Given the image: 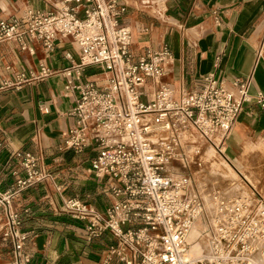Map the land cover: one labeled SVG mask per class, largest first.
Instances as JSON below:
<instances>
[{"label":"built area","instance_id":"obj_1","mask_svg":"<svg viewBox=\"0 0 264 264\" xmlns=\"http://www.w3.org/2000/svg\"><path fill=\"white\" fill-rule=\"evenodd\" d=\"M45 1L48 11L28 8L21 17L0 20V43L15 41L34 53L28 41L53 51L69 40L79 63L65 51L70 66L54 71L41 61L29 75L19 72L15 81H4L0 92L56 72L66 77L67 93L77 92L70 111L76 123L64 133V144L94 153L88 171L111 180L103 191L113 200L103 213L79 197L64 196L65 213L84 222L90 238L106 231L117 238L105 253L106 264L115 258L124 264H264L262 193L247 183L248 194L220 201L212 217L194 189L206 145L232 163L225 147L230 134L247 104L264 109L263 92L253 94L250 79L243 77L229 86L215 72L203 76L198 87L177 91L162 80L174 58L168 45L140 56L131 50L132 30L123 21L126 3ZM89 67L103 79L88 76ZM14 156L22 159L25 176L0 190V230L13 245L9 264H29L28 234L13 201L51 174L39 168L30 151L17 150ZM195 229L199 232L190 241ZM205 238L207 251L194 254L192 247Z\"/></svg>","mask_w":264,"mask_h":264},{"label":"crops","instance_id":"obj_2","mask_svg":"<svg viewBox=\"0 0 264 264\" xmlns=\"http://www.w3.org/2000/svg\"><path fill=\"white\" fill-rule=\"evenodd\" d=\"M121 1L128 6L123 21L132 30L131 50L136 56L164 45L171 48L174 58L163 83L177 91L194 89L203 76L215 72L229 86L235 77L248 78L251 92L264 94V0ZM28 8L48 11L51 5L45 0H0V20L21 17ZM28 45L34 53L15 41L0 43V86L15 81L19 72L29 75L38 70L41 61L54 71L70 66L65 51L73 52L79 63L69 40L60 41L53 51L35 40ZM86 73L103 79L96 68L89 67ZM66 82L56 72L0 92V190H9L25 176L22 159L14 153H33L51 178L19 191L13 201L23 216L21 230L28 234L29 264H106L105 253L117 238L109 231L90 238L84 222L65 213L64 196L79 197L103 213L113 200L103 191L111 180L88 171L94 153L65 147L64 133L76 123L70 111L77 97V92L65 91ZM260 140L264 109L250 103L235 124L226 152L234 154V149L240 154L245 145ZM239 154L235 159L242 166ZM234 187L243 190L236 182ZM1 223L0 213V228ZM12 258L13 245L0 230V264H9ZM110 264L124 263L115 258Z\"/></svg>","mask_w":264,"mask_h":264},{"label":"rangeland","instance_id":"obj_3","mask_svg":"<svg viewBox=\"0 0 264 264\" xmlns=\"http://www.w3.org/2000/svg\"><path fill=\"white\" fill-rule=\"evenodd\" d=\"M245 146L248 147H244L240 154L234 149V154L229 153V149L226 152L231 157L234 168L240 172L234 171L231 165L224 162V159L218 153L217 155L214 154L212 148H207L208 157L203 168L199 173H196L194 189L199 193L203 191L208 212L212 217L217 211V204L222 201L223 196L226 194L224 197L226 198L227 193L235 188H231L235 182L242 187L241 194L250 191L247 183H251L264 196V140L256 141L255 145L247 144ZM238 154L242 166L235 159ZM206 189H210L216 194L208 193Z\"/></svg>","mask_w":264,"mask_h":264},{"label":"bare ground","instance_id":"obj_4","mask_svg":"<svg viewBox=\"0 0 264 264\" xmlns=\"http://www.w3.org/2000/svg\"><path fill=\"white\" fill-rule=\"evenodd\" d=\"M233 131H234V128H233V130H232V132H231V134L233 133ZM231 134H230V136H231ZM207 148L209 149V148H212L213 150H214V154H216L217 155V151L215 150V148L212 146V145H207L206 146V153H205V156H204V158H205V161H206V159H207V155H208V150H207ZM218 155L222 158V159H224L223 161L224 162H227V164H229V165H231L232 166V163L231 162H229L225 157H223L221 154H219L218 153ZM197 173H199V171L197 172ZM196 176H197V174H196ZM232 188V187H231ZM201 190V189H200ZM207 190V192L208 193H212V194H216V192H213V191H211L210 189H206ZM202 193V196H203V198H204V194H203V191L201 192ZM249 193V191L248 192H246V193H243V194H248ZM226 195V194H225ZM225 195L223 196V199L222 200H230V199H232V198H235V197H237V196H239V195H242L241 194V192L240 191H238L236 188H234V189H231L230 190V193H227V197L226 198H224L225 197ZM205 200V199H204ZM220 200V199H219ZM205 204H206V201H205ZM206 208H207V204H206ZM207 211H208V209H207ZM209 213V212H208ZM210 215V214H209ZM213 216H214V214H213ZM201 228H204V227H201ZM197 232H199V230H197V229H195V230H193V232L190 234V241H194V239H195V237L197 236ZM207 251V239L205 238V239H203V240H201L198 244H196L195 246H193L192 247V252L194 253V254H201L202 252H206Z\"/></svg>","mask_w":264,"mask_h":264}]
</instances>
